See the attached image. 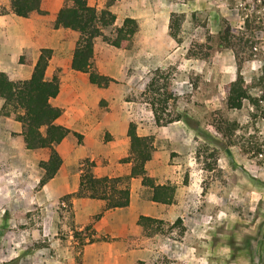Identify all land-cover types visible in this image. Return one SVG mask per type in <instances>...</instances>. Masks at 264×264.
Masks as SVG:
<instances>
[{
	"label": "rangeland",
	"instance_id": "obj_1",
	"mask_svg": "<svg viewBox=\"0 0 264 264\" xmlns=\"http://www.w3.org/2000/svg\"><path fill=\"white\" fill-rule=\"evenodd\" d=\"M63 1L42 0L40 15L47 14L46 8L49 20V11ZM104 3L91 2L98 10ZM169 4L174 9L169 33L182 54L176 53L167 69L157 62L144 73L129 67L126 74H117L128 76L129 83L116 80L117 87L124 85L123 113L128 119L139 117L137 110L142 113L135 122L137 129L156 125L145 117L151 99L163 119L175 115L173 102L188 119V124L180 122L184 138L173 139L166 148L156 144L158 153L148 166L155 181L176 186L174 203L152 204L148 188L134 196L135 207L162 224L154 236L141 227H129L127 264H264V0H169ZM4 10L0 6V12ZM98 42L100 61L94 58L92 67L116 71L115 58L122 52L102 48L101 38ZM23 57L28 59V53ZM238 67L249 95L259 100L258 107L249 100L238 110L225 105V85ZM151 78L158 87L166 81L171 87L174 80L172 100L163 104V89L156 94L147 89ZM108 104L100 98L89 110L103 115ZM75 142L80 148H67L65 158L91 155L92 149L81 148L87 144L82 135ZM48 154V149L25 153L11 169L0 164V264L81 262L83 246L73 237L79 230L72 198L61 201L56 182L47 189L39 186L37 159ZM83 158L87 157L77 159V170ZM73 170L70 166V174ZM94 239L109 241V236ZM88 253L95 258L103 251Z\"/></svg>",
	"mask_w": 264,
	"mask_h": 264
},
{
	"label": "crops",
	"instance_id": "obj_2",
	"mask_svg": "<svg viewBox=\"0 0 264 264\" xmlns=\"http://www.w3.org/2000/svg\"><path fill=\"white\" fill-rule=\"evenodd\" d=\"M94 1L89 0L88 3L93 6L91 2ZM114 4L115 6L111 8L115 14L114 27L120 26L123 20L129 17L137 22V31L132 37L130 46L126 49H117L106 43L103 45L104 49L105 46L106 48L108 46V48L122 53H117L115 58L119 62L116 71L101 70L98 66L93 65L100 74L114 80L102 89L92 85L86 73L71 69L77 33L64 28L52 29L49 26L62 3L57 5L53 13L49 11V15H51L49 23L46 8L44 9L45 14L47 12L46 15L34 13L28 18H23L10 12L9 0H0V6L6 9L0 12V71L11 74L17 80L27 79L31 75L40 49L50 48L52 50L44 76L47 80L53 76L59 79V92L55 98L50 100V103L62 109V114L55 120V123L68 128L70 132L60 143L54 145V149L62 158V164L55 176L44 184L43 188L47 189L53 182H56V186H58L56 192L61 191L59 195L62 196L77 190L80 169L77 170L75 164L79 157H87L94 163L93 173L97 177L129 175L130 164L121 163L120 160L128 154V124L130 122L137 123V118L141 117L142 113L137 110L135 113L139 117L134 116L130 119L127 118V113H123L127 112L125 106V111H123V84L129 83V77L125 75L118 77L117 74H126L129 67H135L144 73L156 62L161 69H167L176 57L175 54H182L175 48L174 34L169 33L171 12L174 10L170 7L169 0H116ZM40 6V9L44 8L42 4ZM99 49L100 45L96 38L93 46L92 64L94 58L100 61L99 54H97ZM24 53H28L29 58L26 60H30V64L19 62ZM116 80L122 81L123 84H118L119 87H117ZM171 89H174V80H172ZM100 98H105L109 102V110L103 115H97L89 110V107L98 102ZM143 104L149 105L147 102ZM116 105H118V109L114 107ZM1 106L2 100L0 99V109ZM147 110L149 115L145 117L149 122L155 124L152 109L148 108ZM180 122L181 120L173 121L167 126L153 125L154 129L149 127L141 130L138 127L137 133L141 136L152 135L154 148H156V144L166 148L173 144V139L184 138ZM20 132L21 124L0 112V164H3L5 169L14 168L18 157L36 151L24 148L23 141L19 136ZM74 132L84 137L87 144L81 148L92 149L90 156L86 153L79 154L74 159L65 158L67 148L74 150V146L80 148L75 142ZM18 145L22 150H18ZM156 153L158 150L154 151L153 159L156 158ZM47 157L38 158L37 161L46 160ZM149 162L145 164L147 171ZM70 166L74 168L71 174ZM38 170L40 175L43 174L40 168ZM149 175L153 178L152 174ZM154 176L157 175L154 174ZM69 181L72 183L71 188H69ZM155 183L164 184L161 180L155 181ZM128 187L130 200L129 205L124 208L105 210L104 202L101 200L72 198L76 228L81 230L91 224L93 237L109 236V241H94L83 245L81 262L78 264H127L129 227H139L137 219L140 215L154 216L153 218H155V215L147 214L144 209L135 207L134 196L146 188L141 185L140 180L130 178ZM152 204L164 206V204L155 202ZM97 214L100 216L92 222L91 218ZM156 216L159 217V215ZM95 249H101L103 253L100 257L90 258L88 252Z\"/></svg>",
	"mask_w": 264,
	"mask_h": 264
},
{
	"label": "trees",
	"instance_id": "obj_3",
	"mask_svg": "<svg viewBox=\"0 0 264 264\" xmlns=\"http://www.w3.org/2000/svg\"><path fill=\"white\" fill-rule=\"evenodd\" d=\"M88 1L64 0L54 15L50 27L52 29H69L77 33L71 69L86 73L92 85L104 89L114 80L100 74L96 68L92 67L94 40L101 38L102 42L112 47L126 49L130 46L132 37L137 31V22L135 19L127 17L120 26L114 27L115 14L111 11V7L116 0H106L100 10L91 6ZM41 2L42 0H9L10 12L23 18H28L34 13L41 14ZM51 55L52 50L50 48L40 49L30 77L24 80L14 79L9 73L0 71L1 114L21 124L19 136L25 149L49 150L47 159L40 160L38 163L39 168L43 171L39 186L46 184L59 170L62 158L54 149V145L60 143L70 132L68 128L55 123V120L62 114V109L50 103V100L55 98L59 92V79L53 76L47 80L44 76ZM19 62L31 63L30 60H25L23 56L20 57ZM147 89L153 94L163 89L160 100L163 104L172 100L170 81H166L162 87H158L154 79L151 78ZM225 94V105L229 109H241L245 100H249L251 105L255 107L259 106V100L249 95L248 85L245 83L239 67L233 80L225 85ZM150 105L157 126L179 120L188 124V119L179 111L174 102L170 104V107L174 110L175 115H169L167 119H163L162 113L158 112V103L155 99H151ZM74 135L79 136L75 132ZM127 137L129 139L128 154L120 162L130 164L129 175L124 177H97L93 173L94 163L88 158L80 159L77 190L63 195L61 201L69 202L73 197L89 198L103 201L105 210L124 208L129 205L130 200L127 181L130 178H135L140 180L142 186L150 190L152 202L164 205L174 203L176 186L171 183L156 184L145 168V164L153 158L154 137L152 135H139L137 126L133 122L128 124ZM160 224H162L161 220L150 216L140 215L137 219V225L149 236L159 233ZM90 230L91 224L86 225L82 230L73 231V237L78 240L79 245L83 246L86 243L96 241L92 233H86ZM83 232H85V236H82Z\"/></svg>",
	"mask_w": 264,
	"mask_h": 264
}]
</instances>
